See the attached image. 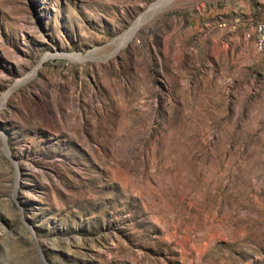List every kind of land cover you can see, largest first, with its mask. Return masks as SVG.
Listing matches in <instances>:
<instances>
[{"label":"rangeland","instance_id":"1","mask_svg":"<svg viewBox=\"0 0 264 264\" xmlns=\"http://www.w3.org/2000/svg\"><path fill=\"white\" fill-rule=\"evenodd\" d=\"M160 1L0 0V264H264V0Z\"/></svg>","mask_w":264,"mask_h":264},{"label":"built area","instance_id":"2","mask_svg":"<svg viewBox=\"0 0 264 264\" xmlns=\"http://www.w3.org/2000/svg\"><path fill=\"white\" fill-rule=\"evenodd\" d=\"M251 38L259 50L264 51V22L257 21L253 25Z\"/></svg>","mask_w":264,"mask_h":264},{"label":"bare ground","instance_id":"3","mask_svg":"<svg viewBox=\"0 0 264 264\" xmlns=\"http://www.w3.org/2000/svg\"><path fill=\"white\" fill-rule=\"evenodd\" d=\"M168 0H161L158 4H159V6L158 7H160V5L162 6V5H164L166 2H167ZM155 7H156V4H153V5H151V8H150V14L154 11V9H155ZM158 9V8H157ZM156 10V9H155ZM155 12V11H154ZM153 15V14H152ZM150 17V16H149ZM148 18V17H147ZM139 25H140V22H139V19L137 20V22L133 25V27H132V29L128 32V33H126V36L124 37V38H126V37H131L132 36V34H134V32L137 30V28L139 27ZM131 34V35H130ZM121 38L122 37H120L119 38V40H118V42H117V45H118V43L120 42V40H121ZM118 47V46H117Z\"/></svg>","mask_w":264,"mask_h":264}]
</instances>
